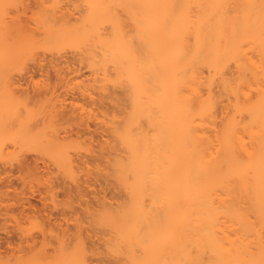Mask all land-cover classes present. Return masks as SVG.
<instances>
[{"label":"bare ground","instance_id":"6f19581e","mask_svg":"<svg viewBox=\"0 0 264 264\" xmlns=\"http://www.w3.org/2000/svg\"><path fill=\"white\" fill-rule=\"evenodd\" d=\"M18 1L0 0V157L9 139L49 154L66 177L83 168L53 125L70 116L64 100L42 104L45 123L33 127L53 87L23 96L7 77L37 49H73L113 102L100 104L110 107L103 176L119 190L116 202L104 197L97 209L106 257L264 264V0H38L33 26L9 18ZM26 163L25 178L42 175ZM49 181L50 192L64 185ZM28 201L20 218L42 219L43 237L18 227L19 245L0 250V264H91L81 227L86 213L94 219L92 208H74L72 227L61 223L69 211Z\"/></svg>","mask_w":264,"mask_h":264},{"label":"rangeland","instance_id":"374dc122","mask_svg":"<svg viewBox=\"0 0 264 264\" xmlns=\"http://www.w3.org/2000/svg\"><path fill=\"white\" fill-rule=\"evenodd\" d=\"M64 1L69 4L74 2V0ZM37 2L38 0H24V2L19 3L18 1L16 4H10L8 6V11L10 13L9 18L20 17L24 24L27 23L29 26H33L32 15L33 12L38 10ZM66 50L67 51L64 50V52L62 51L63 57H60L62 55L61 53L54 54L37 49L35 55H32L25 65H19L14 68L15 70L9 72L7 77H9L10 80L12 79L11 81L13 83L15 82V87L18 88L17 90L19 91L18 94L23 96L28 93V95H32L36 91L38 92L41 89L44 90V88L46 89L47 87H53L51 92V94H53L51 95L48 93L45 97L42 96L44 98H42L41 104H37L39 107L37 108L35 106L38 109V116L36 115V120L32 122L33 127L38 124L39 127L44 125L41 120L44 122L46 117L43 118V116L46 115L39 111L42 104L48 106L52 105L57 98L63 99L66 110L70 112V116H67V119H64L63 122L59 119L56 120L53 125L57 126L61 136H67L66 139L73 143L75 148L70 149V155H72L74 159H77V161H84L85 166L83 165L82 169L76 168L77 170L74 174V178L66 177V175L58 169L57 164L51 159L49 154L30 149L22 142H13V140L7 139L3 146V151L6 150V152H3L0 157V185L2 186L0 188V197L2 199L0 200V206L4 212V214L0 216V238H3L1 242H5V244H3L5 246H2L0 250H4L5 254H11V252H8V249L10 250L12 247L19 245L18 242H20V239L18 235L20 231L18 227L25 229V235L35 238L38 236V240L43 237L41 230L42 219L33 218L32 220H24V218H20V209L23 208V204L29 206L28 200H30L31 203L33 202L35 207L44 208V210L53 212H57L58 210L69 211V217L68 215L66 216L68 219L61 220V223L65 226L69 225L72 227L79 223L75 219L79 215L78 213L75 214L74 208L80 210L86 206H90V208H92L91 211H94L96 215L94 219L89 221L87 218L88 213H86L81 227L85 247L89 250L90 247L92 249V252L89 251L88 254L89 261L91 264H119L112 257L111 259L106 257L103 239L105 237V229L97 220V209L99 208L98 204L100 200L102 202L105 197L111 202H116L117 198L115 195L117 196V193H119V190L115 189L113 184H110L109 181H105L103 176L105 163L100 157L101 147L104 146L106 140L110 139L108 136V125L103 121L104 113L108 111L110 107L105 104H113V102L110 98H103L105 96V91L97 87L100 83L96 82L95 78L97 76L95 77L91 72L92 70L90 71V68L77 61L79 57L78 52L73 49ZM56 56L60 58L56 59ZM56 61H62V63L55 66ZM10 80L7 79L6 84H10ZM1 82L4 83L5 81ZM79 84L82 86L84 85V87L86 85L88 88L91 87L87 91L88 94L81 93V86ZM84 87H82V89ZM104 100L105 106H101L100 104ZM31 107L34 106L31 105ZM80 107L82 108L80 109ZM81 111H83L82 114ZM58 117L59 116L56 118ZM37 121L41 123L36 124ZM69 135L70 138H68ZM14 148L16 152H14ZM25 148L28 149L26 150ZM10 151L13 152L11 153ZM13 155H15V159H12ZM23 161L25 163L27 162L26 164H30L31 162V166L37 163L40 166L41 170H39L41 173L43 172L45 174L42 173L41 176L37 177L31 175V177L25 178L24 176L27 175L23 174L22 171L20 172L21 164H25ZM49 175L52 179H50ZM53 179L59 180L58 182H60L61 186L64 184L62 187L55 189L56 192H50V190H48L50 185L49 180ZM46 182L47 185H45ZM45 186L48 192L45 190ZM77 186L81 189L83 188L81 197H76V192L78 191ZM64 188L70 191L72 190V193H70L72 197H70V194L66 195V189ZM80 188L79 190H81ZM6 234L12 239L9 238L10 241L14 243L9 248L6 244L8 239Z\"/></svg>","mask_w":264,"mask_h":264}]
</instances>
